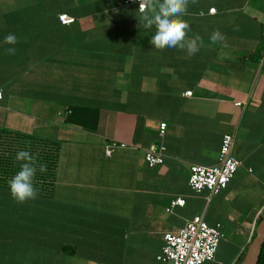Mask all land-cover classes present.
<instances>
[{
	"label": "crops",
	"instance_id": "obj_1",
	"mask_svg": "<svg viewBox=\"0 0 264 264\" xmlns=\"http://www.w3.org/2000/svg\"><path fill=\"white\" fill-rule=\"evenodd\" d=\"M0 90V128L60 142L51 193L0 185V263L73 246V264H159L196 215L224 233L203 264L243 263L264 215V0H0ZM78 105L95 130L65 122ZM226 133L237 172L195 192L190 166L216 165Z\"/></svg>",
	"mask_w": 264,
	"mask_h": 264
},
{
	"label": "built area",
	"instance_id": "obj_2",
	"mask_svg": "<svg viewBox=\"0 0 264 264\" xmlns=\"http://www.w3.org/2000/svg\"><path fill=\"white\" fill-rule=\"evenodd\" d=\"M120 3L138 4L139 10L144 11L148 0H119ZM210 12H215L211 8ZM59 20L64 25L75 22V17L67 13L59 14ZM192 92H187L191 95ZM2 91L0 90V100ZM241 105V102L236 103ZM166 123L161 124L159 134H165ZM124 142L111 141L107 146L105 153L111 155L117 147H125ZM235 135L226 133L222 138V144L219 152L218 163L214 166H204L192 164L188 178L189 186L195 192H201L204 189L209 190L211 194H217L225 189L237 172L240 160L234 154ZM166 147L164 145L152 144L145 150V159L149 167H156L164 162ZM19 178H25L24 173H18ZM185 200L181 197L173 199L166 208L172 212L176 206H184ZM224 233L221 224L210 225L206 222L203 215H196L188 220L183 228L177 232H167L164 235V245L157 259L159 264H203L207 261H213L216 251Z\"/></svg>",
	"mask_w": 264,
	"mask_h": 264
},
{
	"label": "trees",
	"instance_id": "obj_3",
	"mask_svg": "<svg viewBox=\"0 0 264 264\" xmlns=\"http://www.w3.org/2000/svg\"><path fill=\"white\" fill-rule=\"evenodd\" d=\"M68 112L67 124L90 130L98 127V108L78 105ZM59 151L58 140L0 128V185L25 192L51 193L56 181ZM18 173H24L25 178H19ZM74 252L73 246H62L61 250L49 252L36 249L29 255L21 252L14 259L7 258L8 262L4 264H73ZM258 264H264V246Z\"/></svg>",
	"mask_w": 264,
	"mask_h": 264
},
{
	"label": "water",
	"instance_id": "obj_4",
	"mask_svg": "<svg viewBox=\"0 0 264 264\" xmlns=\"http://www.w3.org/2000/svg\"><path fill=\"white\" fill-rule=\"evenodd\" d=\"M264 246V217L260 220L255 236L246 252L243 264H258Z\"/></svg>",
	"mask_w": 264,
	"mask_h": 264
}]
</instances>
